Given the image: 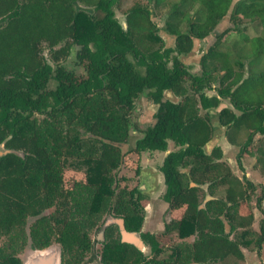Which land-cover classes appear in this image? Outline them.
I'll list each match as a JSON object with an SVG mask.
<instances>
[{
  "label": "trees",
  "instance_id": "obj_1",
  "mask_svg": "<svg viewBox=\"0 0 264 264\" xmlns=\"http://www.w3.org/2000/svg\"><path fill=\"white\" fill-rule=\"evenodd\" d=\"M117 1L0 0V144L6 140V148L24 152L0 155V264H24L25 249L53 244L61 246L62 264H83L90 233L105 215L124 217L129 231L142 229L147 196L139 186H121L115 174L143 93L159 107L134 151L167 150L169 140L180 146L165 155L160 170L163 199L182 210L164 233L181 240L163 257L153 232L143 233L150 255L111 241L101 250V264H215L240 260L241 244L264 243V223L255 239H244L253 235L251 201L259 187L255 207L264 212V189L233 172L211 117L216 111L227 139L240 145L238 164L254 155L264 174V36L243 27L250 21L264 29V0H149L153 9L168 6L169 45L156 32L151 6L136 1L124 26L112 7ZM211 34L214 40L197 58L202 74L195 75L182 55ZM44 44L55 65L42 53ZM75 44L86 74L60 62ZM244 61L250 71L235 79ZM216 81L217 95L202 91ZM166 90L180 99H164ZM220 97L230 98L240 114ZM69 159L87 163L83 178L65 179ZM191 181L210 183L215 198L204 208L206 192Z\"/></svg>",
  "mask_w": 264,
  "mask_h": 264
},
{
  "label": "rangeland",
  "instance_id": "obj_2",
  "mask_svg": "<svg viewBox=\"0 0 264 264\" xmlns=\"http://www.w3.org/2000/svg\"><path fill=\"white\" fill-rule=\"evenodd\" d=\"M136 1H140L143 5H149L152 7V13L151 17H153L154 22L157 26V34L164 37L166 44L169 45V41L171 38L168 37V32L165 29V19L168 15V6L165 5L158 9H153V2L149 0H121L120 2L117 1L113 4V10L115 13V16L119 19V21L124 25L127 26L126 21V11L128 8L133 5ZM119 2V3H118ZM79 5L85 9H89L88 11L95 15V16H101L103 15L102 12L96 11L95 8L92 6L85 5L83 3L79 2ZM225 24V22L223 23ZM243 27H245V31L249 33V35H263L264 36V29H261L256 25V22H250L246 21L243 23ZM212 35V34H211ZM211 37V38H210ZM208 39H203L200 42H198L196 49L191 52L192 54L182 55L184 58H186L189 66L190 71L195 75H201L202 74V67L198 63L197 58L203 51L208 47L210 44V40H214V34L210 36ZM62 45L59 44L56 46V48L60 47ZM156 45L155 47H157ZM79 46L74 45L72 47V50L70 54L65 58L62 59L60 62L66 66L67 69L73 70L78 74H86L85 66L78 62V51ZM45 58L48 59L53 65L54 61L51 57V51L50 48L47 46V44H44L43 51ZM182 57V58H183ZM130 58L133 60L134 57L130 55ZM264 64L261 63V66ZM257 67L260 69L261 67ZM249 63L247 61H244V66L237 65L236 70V77L235 79H239L240 75H243L245 72H249ZM141 70H144V67L140 66ZM218 76H221V73H218ZM234 79V80H235ZM188 85H190V82H187ZM232 83V82H231ZM215 85V86H213ZM55 81L52 80L49 83L50 88H54ZM220 86L219 81H216L212 84V89H205L203 90L208 95H213L217 93L216 89ZM190 87V86H189ZM206 87V86H204ZM167 98L171 99H179V97H176L172 92H166L165 93ZM221 102L226 103L228 106L232 107V104L227 98H224L221 100ZM156 110V104L154 101L148 96V94L143 93L140 97H138L135 100V107L132 110L131 113V128H130V136L128 143L123 145V151L124 159L119 167V169L116 171V177L119 179V183L121 186H127L128 188H132L134 186H139L140 188L144 189L146 192L147 197L143 200V204L145 205L146 213H145V221L142 230L143 231H150L157 234L159 240L161 241L163 245V249L165 252L161 257L164 255H167L169 253L170 247L180 241L181 239L177 237L176 233H164V226L165 223L168 222L172 218H176L180 215L182 210H174L169 208V203L166 202L163 199V193L165 191V183H164V176L162 171L160 170V166L163 163L164 157H165V151L157 150V151H142L141 153H137L134 151V147L136 144V141L138 138H140L143 135V130L150 124H152L155 121L154 113ZM237 113H240L239 110L235 109ZM201 112L204 114L206 111L201 109ZM217 114L215 112H211V117L213 122L217 120L216 117ZM217 130L216 132H224V126L219 127V124L216 125ZM221 134V133H220ZM223 134V133H222ZM241 141H243L246 138V133L243 131L240 135ZM261 137L257 134L255 136V142L258 143L260 141ZM220 139H218L219 144ZM220 146L222 144H219ZM178 145H176L173 141L168 142V148L170 150L178 149ZM222 147V146H221ZM240 150L239 145H230L226 149V157L228 161L230 162L233 160L235 162L234 164H230L231 168L234 173L237 175H241L240 171L238 170V164L237 162V154ZM246 165L248 166L249 170H257L256 175L252 176L256 179L260 176H263V172L261 171V168H255L254 164L256 163V159L253 157H250L249 159L245 160ZM87 166V163H83L78 160H66L65 162V169H64V175L66 180H73L75 178H83L84 177V168ZM139 169V173L137 174L136 171ZM242 176V175H241ZM247 177V176H246ZM255 181V180H252ZM258 183V182H255ZM264 183V182H263ZM262 185V184H261ZM260 188L254 193L253 200L251 201V205L254 206V221L251 226L252 234L248 237H244V239H250L252 236L254 239L260 234V225L261 223H264V212L259 210L257 207H255V201L257 193L260 191ZM262 188H264V185H262ZM264 207V204H263ZM32 219H29V222ZM241 231V230H239ZM237 232L238 234L240 232ZM236 237V235H233ZM232 236V237H233ZM194 239V236H190L186 238L188 241H192ZM4 240V238H3ZM57 245V244H53ZM262 248H264V243L262 245ZM261 248V249H262ZM260 249H258L259 254L257 252V245L256 243L252 242L251 245L248 246V250L246 251V261L245 262H239L240 260H226L224 262H217L215 264H264V252H262ZM31 253V249L27 248L22 253H20V256L25 261L28 255ZM146 255H150V249L149 246L146 245V249L144 251ZM260 255H262L261 261H260ZM99 253L95 257V259H92L90 257V254H88L85 258L84 264H100L99 263ZM248 260L250 262H248ZM260 261V262H258ZM206 264V263H205Z\"/></svg>",
  "mask_w": 264,
  "mask_h": 264
},
{
  "label": "water",
  "instance_id": "obj_3",
  "mask_svg": "<svg viewBox=\"0 0 264 264\" xmlns=\"http://www.w3.org/2000/svg\"><path fill=\"white\" fill-rule=\"evenodd\" d=\"M83 9H85V8H83ZM86 10H89V9H86ZM211 112L214 113L215 111L211 110ZM216 113L217 112H215V114ZM217 124H219L220 128L222 127L220 125V121L218 119L215 120L213 122L215 131L217 130V127H216ZM215 137L218 139V138H220V135L218 133H216ZM5 143H6V140L0 144V155H5L7 153H15V154H18L22 157L24 156L23 151L16 150V149H8L5 147ZM190 185L200 187L203 190H205V192H206L204 201L200 205V208H204L206 205V202L214 198L213 195L209 191V186H210L209 182H206L204 184H198L194 181H191ZM140 189L144 191V189H142V188H140ZM115 222L119 224L120 232L122 235V240L124 242H128L130 244H133L139 250L145 251L146 243H144V241L142 239H140L138 232L127 230V228L124 224V220L121 217H115V216H111V215L108 216L107 219L105 220V223H104L101 231H103V229L105 227H107L108 225L115 223ZM61 261H62V256H61L59 246L58 245H51V246L43 248V249L31 247V253L28 255V257L24 261V264H61Z\"/></svg>",
  "mask_w": 264,
  "mask_h": 264
},
{
  "label": "flooded vegetation",
  "instance_id": "obj_4",
  "mask_svg": "<svg viewBox=\"0 0 264 264\" xmlns=\"http://www.w3.org/2000/svg\"><path fill=\"white\" fill-rule=\"evenodd\" d=\"M213 86H215V85H213ZM205 89L207 88V89H212V88H208V87H204ZM215 90H217L216 89V87L214 88ZM202 91H204L203 89H202ZM166 92H172L173 94H174V92L172 91V90H166L164 93H166ZM205 92V91H204ZM206 93V92H205ZM207 94V93H206ZM218 94V91H217V93L216 94H213V95H217ZM175 95V94H174ZM208 95V94H207ZM176 96V95H175ZM209 96H211V95H209ZM176 97H178V96H176ZM164 99H171V98H167L166 97V95L164 94ZM180 99V98H179ZM179 99H175V101H177V100H179ZM220 99L222 100V99H224V98H222V97H220ZM229 101H230V98H227ZM153 100V99H152ZM171 100H174V99H171ZM154 101V100H153ZM154 103L156 104V110L158 109V107H159V103H156L155 101H154ZM222 104H225L226 106H228L226 103H224V102H221ZM230 103H231V101H230ZM232 104V103H231ZM230 107V106H229ZM234 111H235V107L233 106V104H232V107H231ZM156 110H155V112H156ZM214 111V110H213ZM216 112V111H215ZM236 112V111H235ZM200 113L201 114H203L202 112H201V110H200ZM237 113V112H236ZM238 114V113H237ZM213 127H214V125H213ZM223 127V126H222ZM216 133H218L219 135H220V137H221V135H222V133L224 134V132H216ZM221 133V134H220ZM216 135V134H215ZM225 135V134H224ZM218 139H220V138H218ZM218 139H217V144H218ZM170 141V140H169ZM172 141V140H171ZM174 142V141H173ZM175 143V142H174ZM177 145V144H176ZM219 145V144H218ZM220 146V145H219ZM180 147V146H179ZM179 147H178V149H179ZM221 147V146H220ZM175 150H177V149H175ZM154 151H157V150H154ZM161 151H165V152H170V151H173V150H170L168 147H167V150H161ZM166 153V154H167ZM165 154V155H166ZM238 163V162H237ZM240 166V165H239ZM241 167V166H240ZM264 189V188H263ZM142 192L147 196L148 194H146V192L145 191H143L142 190ZM214 198H215V196H213ZM111 216H114V215H112V214H110ZM110 215H105L104 216V218L101 220V222L98 224V225H96L93 229H92V231H91V233H90V243H91V250H90V257L92 258V259H95V257L98 255V253H99V258L101 257L100 255H101V250L103 249V247H104V244L105 243H110L111 241H115V242H121V243H128V242H124L123 240H122V235H121V232H120V227H119V224L118 223H112V224H110V225H108L107 227H105L104 229H103V231H101V229H102V227H103V225H104V223H105V220L107 219V217L108 216H110ZM115 217H121V218H123V220H124V224H125V226H126V221H125V218L124 217H122V216H115ZM127 228V227H126ZM143 228V227H142ZM128 230V229H127ZM136 232H138V235H139V237H140V239H142L143 241H144V243H146V241H145V239H144V236H143V233L144 232H146V231H143L142 229L140 230V231H136ZM150 232V231H149ZM154 233V232H153ZM263 244V243H262ZM58 245V244H57ZM147 245V244H146ZM59 246V248H60V252H61V256H62V249H61V246L60 245H58ZM261 247V246H260ZM258 248V247H257ZM259 250H260V248H258ZM142 251V250H141ZM142 252H144V251H142ZM63 263V257H62V261H61V264ZM85 263V260H84V262H83V264ZM99 263L101 264V260H99Z\"/></svg>",
  "mask_w": 264,
  "mask_h": 264
},
{
  "label": "crops",
  "instance_id": "obj_5",
  "mask_svg": "<svg viewBox=\"0 0 264 264\" xmlns=\"http://www.w3.org/2000/svg\"><path fill=\"white\" fill-rule=\"evenodd\" d=\"M238 114H240V113H238ZM219 144H222L221 146V148H222V150H223V158L229 163V164H234L235 162H233V160H231L230 162L228 161V159H227V157H226V149H227V147H229L230 145H234L233 143H231L228 139H227V137H226V135H224V134H222L221 135V137H220V141H219ZM236 145H238V144H236ZM240 146V145H239ZM167 152H165V154H166ZM250 157H253V158H255L256 159V157L254 156V155H251V156H248V157H245V158H243V160H242V165H243V167H240L239 166V164H238V170L240 171V173H241V175L239 176V177H243V176H247V178L248 179H250V180H255V181H253L254 183L255 182H258V183H261L262 185H264V174H263V176L262 177H258L257 178V181H256V179L255 178H253L252 176H255L256 175V171L257 170H255V171H251V170H249V168H248V166L246 165V163H245V160H247V159H249ZM231 166V165H230ZM254 167L255 168H258V167H260L261 168V164L259 163V164H254ZM258 172V171H257ZM263 245V244H262ZM262 245H261V247L259 246L258 248H262ZM240 248H241V250H242V253H243V257L240 259V261L239 262H245L246 261V251L245 250H248V246H244V245H242L241 244V246H240ZM258 248H257V252H258V254H259V251H258ZM261 251L262 252H264V248H262L261 249ZM261 258H262V255H260V261H261ZM260 261H258V262H260ZM248 262H250L249 260H248Z\"/></svg>",
  "mask_w": 264,
  "mask_h": 264
}]
</instances>
